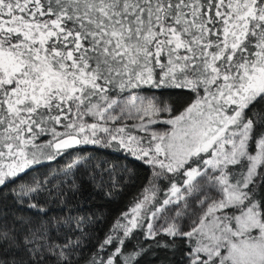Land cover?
Here are the masks:
<instances>
[{
  "label": "snow or ice",
  "instance_id": "snow-or-ice-1",
  "mask_svg": "<svg viewBox=\"0 0 264 264\" xmlns=\"http://www.w3.org/2000/svg\"><path fill=\"white\" fill-rule=\"evenodd\" d=\"M100 150L151 173L103 235L85 193L135 171ZM157 250L264 264V0H0V264Z\"/></svg>",
  "mask_w": 264,
  "mask_h": 264
},
{
  "label": "trees",
  "instance_id": "trees-1",
  "mask_svg": "<svg viewBox=\"0 0 264 264\" xmlns=\"http://www.w3.org/2000/svg\"><path fill=\"white\" fill-rule=\"evenodd\" d=\"M91 148L92 146H87ZM101 158H107L108 160L121 164L122 166H127L129 169L135 171L134 181H128L127 186L124 188L123 195L117 197L116 201L108 202L102 200L99 196L93 195L91 189L85 193L84 200V212H93L101 211L103 214V220L99 224L100 234L103 235L104 232L108 230L109 225L113 222L114 218L117 217L122 211H126L130 204L133 201V198L136 197L142 187L148 182V178L151 173L147 166L142 165L139 161L133 160L132 158H126L127 154L123 152H104L100 150L96 153ZM45 169H40V172H44ZM28 177H25L27 180ZM127 179V177H126ZM165 239H167L165 237ZM145 244H150L152 241H145ZM158 256L153 258L150 254L145 255L141 260L140 264H159V260L162 257L170 255L162 250H157ZM172 264H176L175 260L172 261Z\"/></svg>",
  "mask_w": 264,
  "mask_h": 264
}]
</instances>
